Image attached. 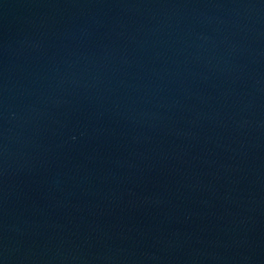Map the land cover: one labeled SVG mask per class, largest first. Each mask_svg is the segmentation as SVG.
<instances>
[{
  "label": "water",
  "instance_id": "95a60500",
  "mask_svg": "<svg viewBox=\"0 0 264 264\" xmlns=\"http://www.w3.org/2000/svg\"><path fill=\"white\" fill-rule=\"evenodd\" d=\"M0 264H264V0H0Z\"/></svg>",
  "mask_w": 264,
  "mask_h": 264
}]
</instances>
